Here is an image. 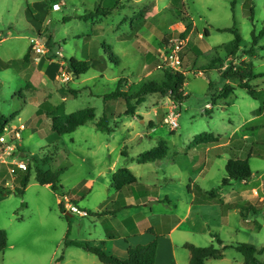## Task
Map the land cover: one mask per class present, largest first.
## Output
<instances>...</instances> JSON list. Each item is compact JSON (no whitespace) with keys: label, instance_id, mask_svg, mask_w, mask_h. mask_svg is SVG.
<instances>
[{"label":"rangeland","instance_id":"1","mask_svg":"<svg viewBox=\"0 0 264 264\" xmlns=\"http://www.w3.org/2000/svg\"><path fill=\"white\" fill-rule=\"evenodd\" d=\"M55 3H60V10L53 9ZM98 9L103 11L99 16L87 21L80 19ZM106 13L109 14L104 16ZM192 23L194 27L184 45L198 47L205 54L186 75L184 92L189 96L178 108L181 116L174 134L165 123L171 107L168 95H150L137 106L146 124H142L144 120L140 118L125 116L123 102L104 100L105 95L116 90L121 80L127 81L124 91L128 84L162 82L165 70L158 69L161 62L157 48L162 46L166 36L177 39ZM263 28L264 0H0V67L7 63L11 65L0 70V114L12 118L11 126L25 128L21 132L22 154L18 156L32 167L29 187L21 196L14 191L17 183L13 179L25 172L13 177L7 166L0 164V185L12 191L0 196V230L5 231L9 239L7 249L0 252V264H56L57 258L64 255L66 240L63 237L69 222L71 234L68 240L88 236L86 231L91 219L68 210L69 221L61 215L57 203L60 196L37 182L33 158L51 157L53 162L46 170L66 169L60 179L64 187L61 186L72 201L75 193L70 188L100 172L108 173L111 157L115 158L124 147L128 148L130 162L137 166L134 161L143 151L154 149L159 139L171 140L168 147L175 152L192 135L203 134L219 140L216 143L205 137L196 145L230 144L232 149L215 159L213 164L206 165L208 168L200 176L198 185L210 190L222 189L229 160L250 157L253 178L249 185L238 182L233 189H223L229 193L232 190L237 193L254 188L259 190L252 197L261 211L250 216L252 225L241 229L238 215L233 217L232 223L238 226L239 232L234 237L225 235L223 240L228 244L241 243L264 249V77L251 82L259 93L257 100L234 80L230 81L234 92L223 99L226 80L217 69L207 70L212 60L227 58L235 39L234 33L220 30L236 31L245 50L252 43L253 31L259 33ZM206 30L210 32L209 37L204 34ZM39 37L50 48L46 60H40L41 66L35 64L39 57L33 55L31 43ZM259 46H264V39ZM59 50L63 58L57 56ZM28 52L29 61H24ZM238 57H242L241 52ZM71 58L97 61L88 62L91 69L87 74L80 78L72 75L69 83L62 84L54 77V68L48 62L58 61L62 63L60 66L64 64L68 69ZM246 61L251 63L255 74H264V50L259 51L256 58ZM233 62L238 64L236 60ZM228 64L226 59L221 67L225 69ZM34 72L40 73L38 80H32ZM69 90L78 91L77 96L73 97ZM49 95L51 98L47 101L54 107L63 106L66 115L93 108L96 119L74 133L62 136L53 131L51 120L45 116L29 122L38 112L39 104ZM212 96L218 99L217 105L213 104ZM62 97L67 98L65 102ZM155 107H158V117L154 127L150 128L146 113H151ZM260 108L262 115L255 116L254 112ZM104 115L108 116L114 130L111 134L96 128ZM234 135L236 137L230 140L229 137ZM97 193L95 191L91 196L82 193L80 198L86 197L90 207L101 200ZM257 195L263 201L256 199ZM82 201L78 202L81 210L85 208ZM202 243L204 247L209 246ZM227 256L216 263L236 264L240 254L232 251ZM260 259L264 261V253Z\"/></svg>","mask_w":264,"mask_h":264},{"label":"crops","instance_id":"2","mask_svg":"<svg viewBox=\"0 0 264 264\" xmlns=\"http://www.w3.org/2000/svg\"><path fill=\"white\" fill-rule=\"evenodd\" d=\"M204 34L206 37L210 36L209 31L208 35H206V31ZM203 54L205 53L203 52ZM41 60L45 61L44 59ZM93 61H97V59H87L89 63ZM39 63L40 61L35 64L41 66ZM61 64L58 61L48 62V65L54 68L55 78ZM37 72L33 73L32 80H38L41 77L40 73ZM226 84H230V81H226ZM50 98L51 95L39 104V110L35 115H38L41 105ZM66 99V97H62L64 102ZM168 99L171 102L169 97ZM157 108L155 107L151 113H146L150 128L154 127V120L158 117ZM34 116L29 122L35 121ZM125 116L144 120L142 115H139L138 107L135 116L126 114ZM37 119L41 120L40 117ZM142 124H146V121H142ZM9 126H11V123ZM235 137L236 135L229 138L232 140ZM198 140H200V135H192L175 152H172L169 148L167 157L162 161L139 164L140 155L146 151H151L145 150L139 155L137 161H134L137 162V166L130 162L128 148L124 147L115 158L111 157V162L108 164V173L100 172L96 176L90 177L88 180L84 179L71 187L70 191L75 193L72 202L81 210L82 207L78 202L83 200L85 208L82 211H86L89 216L82 218H90L91 223L89 224V230L87 227V238L76 237L74 240H68L71 234L69 222L68 230L63 237L66 240L64 255L61 256L60 261H58L60 257L57 258L56 264H104L96 256L70 245L71 243L103 245L110 254L121 260H127L129 247L148 245L157 240L158 249L155 264H190L191 252L186 246L204 247L205 245L202 242H205L209 246L219 247L214 236H217L224 246L238 245L226 243V240H223L224 236L229 234L234 237L238 234V226H234L232 223V218L237 217V215L241 229L244 227L249 228L252 225L253 222H251L250 216L256 213L252 211L246 213L248 226H244L242 224L241 209L242 207H249L248 205L257 208V201L252 195L258 193L259 190L254 188L239 193L232 190L233 192L229 193L227 189H223H233L238 182L227 187L221 186L222 189H215L219 193V199L224 201L225 204L233 205V208L227 210L226 213L223 212L222 206L219 204H195L196 196L190 189L199 186L204 192L214 190L198 185L200 176L204 175L208 168L206 165L213 164L215 159L221 158L223 153L232 149L230 144L216 147L196 145ZM168 143L171 144L172 141L170 140ZM113 154L114 152L111 155ZM233 158L241 159L238 157ZM165 161L170 163L166 164ZM124 168L131 171L137 182L118 190L114 187L113 177L119 170ZM152 176H156V179H152ZM13 181L15 183V179ZM249 183L242 182L245 186ZM60 184L62 185L61 180ZM45 186L50 187L49 185ZM95 191L98 192V197L101 196V200L88 207L86 197L82 199L80 194L85 193L87 196H91ZM128 191H130L129 194H125ZM63 193L66 195L64 188ZM60 202L61 197L57 201L58 205H60ZM69 216L71 215L69 214ZM232 251L239 253L236 249L229 248L225 251L223 259H208L206 264H217L216 261H224L227 259L228 253ZM263 253L259 255V259ZM236 259V264H244V257L241 254Z\"/></svg>","mask_w":264,"mask_h":264},{"label":"trees","instance_id":"3","mask_svg":"<svg viewBox=\"0 0 264 264\" xmlns=\"http://www.w3.org/2000/svg\"><path fill=\"white\" fill-rule=\"evenodd\" d=\"M102 10L98 9L88 15L80 17V19H85V21L95 18L102 14ZM109 13L104 14L107 16ZM194 24L187 26L186 30L183 33L178 35L179 40L186 42L187 37L191 33ZM222 32H232L235 34V39L230 45L229 54L227 60H229L228 66L223 69L221 66L224 64L226 59H214L207 66V70L217 69L222 78L226 81H237L238 86L248 93L250 97L254 100L258 99L259 93L253 89L251 82L257 78L264 77V74H255L252 69L251 63H248L246 59L256 58L259 55V51L264 50V46H259V42L264 39V28L256 33H252V43L248 49L243 50V40L241 36L233 30H220ZM206 35L208 31L206 30ZM173 37L168 35L164 38V42L172 40ZM242 53V57H238L239 53ZM204 54L198 48L190 45H185L182 51L180 52L181 58V70L172 71L166 70L164 72V80L160 83L153 81H144L139 84H128L127 91L123 90V86L127 83L126 80L119 81L116 90L110 94L104 96L105 101H121L125 104L126 112L128 116H135L137 106L141 105L146 101V98L150 95L160 94L168 95V97L175 103L179 108L183 102L188 98L189 95H186L184 92V87L187 83V73H189L191 66H196L199 58ZM30 57V52L26 54L23 58L24 61H28ZM98 59V57H95ZM233 60L238 61L236 65ZM10 63L3 64L0 67V70L10 68ZM91 69V65L87 61H79L76 58H71L68 61V70L70 73L76 77L80 78L81 76L87 74ZM201 74V73H199ZM210 88L212 84L210 83ZM234 92V87L230 84H226L223 87V99H227ZM69 93L76 97L78 91L69 90ZM220 99V98H219ZM218 100V99H217ZM215 96H212V101L214 105H217ZM212 108V106H211ZM212 110V109H211ZM208 110V111H211ZM255 116L262 115V109H258L254 112ZM45 116L52 122L53 131L57 135H68L74 133L78 128L85 126L87 123L92 122L96 119V113L93 108H89L77 113L66 115L64 113V107H54L48 101H45L40 108L38 115L34 116V119ZM12 119V118H11ZM11 119L6 118L0 114V133L10 125ZM96 127L99 131L107 134H111L114 130L110 127L108 122V116L104 115L103 118L97 122ZM175 131H172L174 134ZM209 138L212 142H218V138L213 135L203 134L200 135V140L203 138ZM169 147L168 141L165 139H160L158 145L155 149L151 151H146L140 155L138 159L139 164H148L158 161H162L168 155ZM33 167L36 173L37 182L42 185H49L56 194L60 197L64 195L63 188L60 184V178L65 172V168L58 169L56 171L46 170L53 159L51 157L33 158ZM31 170L32 167L29 165L27 172L18 176L15 180L17 186L15 192L23 196L29 185L31 179ZM253 178V173L250 166V157L245 159H236L232 158L229 160L227 165V177L224 178L221 182L222 187L231 186L235 182H250ZM136 178L132 175L131 171L124 168L119 170L113 177L114 187L118 190L125 188L128 185L136 183ZM154 189L156 187H153ZM192 193L195 194V204H219L222 206L223 212L226 213L227 210L232 209L233 205L225 204L224 201L219 199V193L217 190L210 192H204L199 186H195L193 189H190ZM12 191L9 189H4L0 185V196L5 194H10ZM130 191L125 194H129ZM242 207V224L248 226L246 223V213L254 212L259 213L261 208L252 207ZM59 210L61 215L66 217L69 221V215L63 202H60ZM216 239L218 246L210 245L208 247H195L192 245H187L186 248L191 252L190 264H206L208 259L221 260L224 257V253L229 248L236 249L243 257L244 264H264V261L259 259V255L264 252V249H258L252 245L248 244H238L236 246H224L223 242L217 237ZM70 245L76 246L83 249L85 252L90 253L96 256L104 264H155L156 263V254L158 249V241L155 240L148 245H140L137 247H129L128 249V259L121 260L118 257L110 254L103 245H90L88 243H71ZM8 247V236L5 231L0 230V252H4ZM62 257L58 259L60 261Z\"/></svg>","mask_w":264,"mask_h":264},{"label":"built area","instance_id":"4","mask_svg":"<svg viewBox=\"0 0 264 264\" xmlns=\"http://www.w3.org/2000/svg\"><path fill=\"white\" fill-rule=\"evenodd\" d=\"M60 8V3H55L53 5L54 10H60ZM31 43L33 47V55L39 57L36 59V62H39L41 59L46 60V56L50 52L48 45L43 40H41L40 37L33 39ZM184 43V41L179 39H172L168 41V43L163 42L162 46L157 48V57L161 62V65L158 66L159 70H181L182 63L180 52L185 46ZM56 54L59 58L64 57L60 50ZM63 65L60 66L59 70L57 71L56 79L62 84H67L72 80V74ZM180 116L181 114L178 111V107L173 101H171V107L165 118V123L171 128L172 131H176L179 128ZM24 130V127L15 128L12 126H7L4 131L0 133V164L7 166L10 175L13 177H17L20 172H27L30 165L26 160H23L18 156L21 154V132ZM255 198L263 201V199L258 195ZM61 201L63 202L65 209L71 214L79 215L80 217L89 216L86 211H82L77 206L73 205L72 201L66 195L61 197Z\"/></svg>","mask_w":264,"mask_h":264},{"label":"water","instance_id":"5","mask_svg":"<svg viewBox=\"0 0 264 264\" xmlns=\"http://www.w3.org/2000/svg\"><path fill=\"white\" fill-rule=\"evenodd\" d=\"M69 215V214H68Z\"/></svg>","mask_w":264,"mask_h":264}]
</instances>
